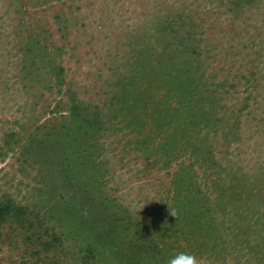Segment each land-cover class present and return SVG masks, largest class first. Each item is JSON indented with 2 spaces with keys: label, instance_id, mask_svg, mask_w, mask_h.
I'll return each mask as SVG.
<instances>
[{
  "label": "rangeland",
  "instance_id": "rangeland-1",
  "mask_svg": "<svg viewBox=\"0 0 264 264\" xmlns=\"http://www.w3.org/2000/svg\"><path fill=\"white\" fill-rule=\"evenodd\" d=\"M0 204V264H264V0H0Z\"/></svg>",
  "mask_w": 264,
  "mask_h": 264
},
{
  "label": "trees",
  "instance_id": "trees-1",
  "mask_svg": "<svg viewBox=\"0 0 264 264\" xmlns=\"http://www.w3.org/2000/svg\"><path fill=\"white\" fill-rule=\"evenodd\" d=\"M141 63H142V66H144V70L145 69L148 70L147 61L145 59H143L142 61H140V64H139L140 66H141ZM144 70H142V72L140 73V76H138L135 80H140V81H144V82L147 81V79L149 78V76L151 75V73H149L147 71H144ZM169 74L170 73H168L167 71L164 72V73H162L161 76L164 77V78H163V80H161L162 81L161 84L164 85V87L167 89V91L168 90L171 91V90H173V88H178V89H181L182 90L181 84L178 83V81H177V80H180L179 78L172 77V80L166 79V75H169ZM152 82H154V81H152ZM150 90H152V88H150ZM148 100H149V103H150V99H147L146 98L145 100H143V104L147 105L148 104ZM153 105H154L155 110L157 111L158 110V106L156 105V103H154ZM168 105H165V106H168ZM152 108H153V106L150 105L149 106V110L151 111ZM145 110H146V108H145ZM67 147H69V145ZM57 170L59 171L60 170V167H57ZM60 171L63 172V173H65L64 175L66 176V178H63V180H66L67 179V183H68V182L72 181V178H73L72 172H76V167L74 165H71L68 168L67 171L62 170V168H61ZM62 184H63V182H62ZM54 185H56V183ZM12 211L15 212V207L13 205H11V204H0V224L5 223L6 221L10 220L11 218H15V219L19 218V221H21L22 218H23V215H25V213L23 211H21V213H18L16 215V217H15V214L12 213ZM30 234H31V236H36L37 237V233H31L30 232ZM113 251H116L115 246L113 247Z\"/></svg>",
  "mask_w": 264,
  "mask_h": 264
},
{
  "label": "clouds",
  "instance_id": "clouds-1",
  "mask_svg": "<svg viewBox=\"0 0 264 264\" xmlns=\"http://www.w3.org/2000/svg\"><path fill=\"white\" fill-rule=\"evenodd\" d=\"M167 264H200V261L190 252L178 251L168 257Z\"/></svg>",
  "mask_w": 264,
  "mask_h": 264
}]
</instances>
